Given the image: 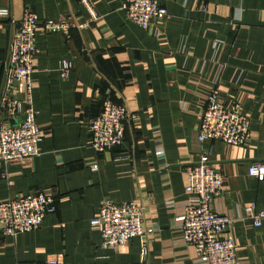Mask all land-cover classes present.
Masks as SVG:
<instances>
[{
    "label": "crops",
    "instance_id": "crops-1",
    "mask_svg": "<svg viewBox=\"0 0 264 264\" xmlns=\"http://www.w3.org/2000/svg\"><path fill=\"white\" fill-rule=\"evenodd\" d=\"M90 1L96 18L71 28L69 37L36 30L31 102L43 135L37 155L0 160V200L42 190L54 195L55 210L29 230L0 233V264H38L49 257L56 264L136 261L138 237L102 246L88 223L105 195L143 204V220L153 229L147 264H194L174 216L187 197L184 169L201 146L208 147L222 177L213 205L232 217L229 230L240 264H264V232L244 210L253 202L264 211V189L246 174L250 162L264 157V0H161L167 17L145 28L125 19L122 0ZM0 7L13 18L28 7L39 17L73 12L75 21L87 19L77 0H0ZM12 29L0 17V76ZM61 58L70 62L65 76L57 71ZM213 86L247 116L243 144L197 142L199 113ZM104 97L123 102L127 116L122 142L95 155L86 122ZM156 146L162 147L165 173ZM91 161L95 170L88 167Z\"/></svg>",
    "mask_w": 264,
    "mask_h": 264
},
{
    "label": "built area",
    "instance_id": "built-area-1",
    "mask_svg": "<svg viewBox=\"0 0 264 264\" xmlns=\"http://www.w3.org/2000/svg\"><path fill=\"white\" fill-rule=\"evenodd\" d=\"M87 13V19L77 22L73 12L56 18L39 17L28 7H23L17 18L10 17L7 7H0V17L8 18L13 25L8 39L6 54L1 62L0 76V160L3 163L22 161L39 152L42 130L35 120L32 105L31 71L37 52L35 35L37 28L69 37L73 27H84L96 18L90 0H77ZM125 19L145 28L165 20L167 11L161 0H122ZM70 62L58 60L57 71L65 76ZM22 115L21 118L19 116ZM127 116L123 102L109 97L101 100L99 111L88 118L86 129L88 142L95 155L118 145L123 140L124 120ZM15 117V124L5 118ZM195 137L200 144L210 140L243 144L248 137V118L236 101H224L219 97L217 86L210 87L204 97L199 113ZM264 150V139L262 140ZM165 173V161L161 146L155 147ZM208 147H200L197 158L184 169L183 191L187 197L180 202L174 218L180 240L191 246L194 264H240L235 253L236 244L229 228L232 217L216 208L214 200L222 189V177L208 158ZM114 156V159H118ZM91 170L97 163H88ZM246 174L257 179L264 189V157L250 162ZM172 199L166 201L171 204ZM144 206L139 199L114 201L105 195L97 200L95 214L88 220L100 236V245L115 246L132 237L139 238V257L132 262L114 264H147L148 236L152 226L143 220ZM55 210L54 195L42 190L18 193L0 200V233L13 235L39 225L43 217ZM253 226L264 232V211L255 210L254 203L244 206ZM55 258H45L38 264H56ZM14 264H37L32 260L16 261Z\"/></svg>",
    "mask_w": 264,
    "mask_h": 264
},
{
    "label": "water",
    "instance_id": "water-1",
    "mask_svg": "<svg viewBox=\"0 0 264 264\" xmlns=\"http://www.w3.org/2000/svg\"><path fill=\"white\" fill-rule=\"evenodd\" d=\"M22 115L19 116V118H21ZM8 122H10L11 124H15L16 122V118L15 117H6L5 118Z\"/></svg>",
    "mask_w": 264,
    "mask_h": 264
}]
</instances>
